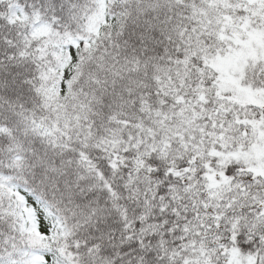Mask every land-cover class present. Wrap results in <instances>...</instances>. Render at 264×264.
I'll return each mask as SVG.
<instances>
[{
    "label": "snow or ice",
    "instance_id": "1",
    "mask_svg": "<svg viewBox=\"0 0 264 264\" xmlns=\"http://www.w3.org/2000/svg\"><path fill=\"white\" fill-rule=\"evenodd\" d=\"M0 264H264V0H0Z\"/></svg>",
    "mask_w": 264,
    "mask_h": 264
}]
</instances>
